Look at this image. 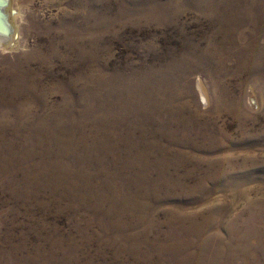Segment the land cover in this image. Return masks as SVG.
<instances>
[{
  "label": "rangeland",
  "instance_id": "rangeland-1",
  "mask_svg": "<svg viewBox=\"0 0 264 264\" xmlns=\"http://www.w3.org/2000/svg\"><path fill=\"white\" fill-rule=\"evenodd\" d=\"M9 1L0 264H264V0Z\"/></svg>",
  "mask_w": 264,
  "mask_h": 264
},
{
  "label": "water",
  "instance_id": "water-1",
  "mask_svg": "<svg viewBox=\"0 0 264 264\" xmlns=\"http://www.w3.org/2000/svg\"><path fill=\"white\" fill-rule=\"evenodd\" d=\"M9 6V0H0V24L4 28V34H11L13 29L8 20L7 8Z\"/></svg>",
  "mask_w": 264,
  "mask_h": 264
},
{
  "label": "bare ground",
  "instance_id": "bare-ground-1",
  "mask_svg": "<svg viewBox=\"0 0 264 264\" xmlns=\"http://www.w3.org/2000/svg\"><path fill=\"white\" fill-rule=\"evenodd\" d=\"M9 7H10V1H9L8 8ZM8 8H7V11L9 10ZM7 13L9 14L8 15V18H9L12 13L11 12L10 13L7 12ZM0 21H1V19H0ZM3 31H4V28H2V26L0 24V46H4L5 45V47H8V46L10 47L12 45V43L14 42V40L12 41V39L15 36V35H13L14 32H11V34H4Z\"/></svg>",
  "mask_w": 264,
  "mask_h": 264
}]
</instances>
